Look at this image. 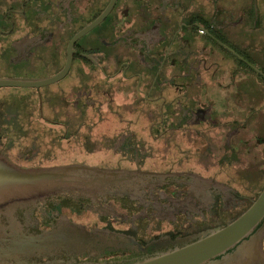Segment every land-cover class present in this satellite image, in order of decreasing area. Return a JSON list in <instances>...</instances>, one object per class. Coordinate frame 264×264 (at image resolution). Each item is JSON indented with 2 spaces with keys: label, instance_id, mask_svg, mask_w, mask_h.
Listing matches in <instances>:
<instances>
[{
  "label": "flooded vegetation",
  "instance_id": "flooded-vegetation-1",
  "mask_svg": "<svg viewBox=\"0 0 264 264\" xmlns=\"http://www.w3.org/2000/svg\"><path fill=\"white\" fill-rule=\"evenodd\" d=\"M255 2L0 0V59L44 66L47 77L64 68L71 39L107 12L75 41L56 82L70 81L37 88L41 99H57L27 124L53 128L58 143L116 155L98 166L110 170L99 186L0 208V264H130L192 243L249 208L264 188L263 115L253 123L251 112L242 115L250 100L264 99V69L240 29L258 17ZM4 142L12 162L38 167L8 155ZM72 163L86 164H63ZM63 235L81 238L76 245ZM202 264H264V217Z\"/></svg>",
  "mask_w": 264,
  "mask_h": 264
},
{
  "label": "water",
  "instance_id": "water-1",
  "mask_svg": "<svg viewBox=\"0 0 264 264\" xmlns=\"http://www.w3.org/2000/svg\"><path fill=\"white\" fill-rule=\"evenodd\" d=\"M104 12L94 22L80 30L70 41L64 68L57 74L36 80L22 78H0V86H36L60 80L68 71L73 57L75 41L106 16ZM107 168L82 163L53 165L46 167H20L0 151V208L15 210L17 206H27L44 200L59 192L87 190L99 186ZM264 217V188L256 200L233 221L203 236L202 238L155 257L130 264H202L234 247L255 229ZM68 243L78 244L77 239L58 236ZM102 238V237H101ZM107 239L106 237H104ZM113 241L112 238L107 239ZM110 245H114L110 243Z\"/></svg>",
  "mask_w": 264,
  "mask_h": 264
},
{
  "label": "rangeland",
  "instance_id": "rangeland-1",
  "mask_svg": "<svg viewBox=\"0 0 264 264\" xmlns=\"http://www.w3.org/2000/svg\"><path fill=\"white\" fill-rule=\"evenodd\" d=\"M254 8L256 9L255 14L259 12L258 17L252 16L243 23V26L240 27V29L245 31L247 35L248 56L258 61L260 63H258V66L264 69V0H256ZM249 9L252 10V8ZM243 31H241L240 34H243ZM197 40L201 42L202 46L209 45L204 39L198 38ZM203 55L207 56L206 53H203L202 56ZM230 56L234 57L233 55ZM43 60H46V58ZM20 65L24 66L23 64ZM234 66L237 67L236 63ZM255 69L262 73L259 68ZM250 73L252 74L255 72L252 71ZM203 76V80H209L207 73L204 71ZM46 77L47 72L45 71L44 66H38L37 69L26 67L13 68L12 66L7 67V65L4 64V60L0 59V78L36 80ZM70 77H66L64 81L49 83L39 87L0 86V140H4V143H7L5 152L11 157L18 158L19 154H22L23 158L30 157L29 160L26 158L22 160L23 166L35 165L38 167H46L49 165L51 166L54 163H57L55 165H63V163L75 161H84L91 166H103L115 163L116 155L111 152H103L105 150L102 148L97 150L89 148L81 149L79 145L67 144L68 141L72 142L73 139L67 140L61 137L59 139L60 145L58 146V134L57 132H54L53 128L45 127L38 131L31 129L30 124L39 123L37 121L32 123V120L35 118L34 113L42 106H44L45 110L51 111V106L57 99H49L47 96H43L41 99L39 94H37V88H40L43 93L46 91H53L59 85H64L65 82H69L71 79ZM250 112L252 115L250 116V123L258 121L257 118L259 114L263 115L264 119V99L259 101L250 100L249 103L243 107L242 115H250ZM10 115L12 118L8 120L7 118ZM15 115L18 118H16ZM20 119L25 122L28 132H25V130L23 131L22 127L19 125ZM27 122L30 124H27ZM261 128L264 131V127H260V129ZM74 139L79 141V138L77 137ZM24 144H27L28 148H25L26 150H22L21 148ZM31 146L33 148H30ZM62 147H69V149H61ZM155 156L156 155L153 156L152 162H154L155 165H158L157 163L161 160L155 158ZM29 161L31 164H29Z\"/></svg>",
  "mask_w": 264,
  "mask_h": 264
}]
</instances>
